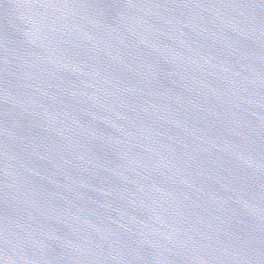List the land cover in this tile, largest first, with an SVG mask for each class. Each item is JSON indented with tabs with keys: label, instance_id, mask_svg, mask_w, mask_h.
<instances>
[{
	"label": "water",
	"instance_id": "95a60500",
	"mask_svg": "<svg viewBox=\"0 0 264 264\" xmlns=\"http://www.w3.org/2000/svg\"><path fill=\"white\" fill-rule=\"evenodd\" d=\"M0 264H264V0H0Z\"/></svg>",
	"mask_w": 264,
	"mask_h": 264
}]
</instances>
